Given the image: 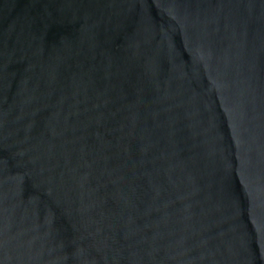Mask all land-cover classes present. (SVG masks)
<instances>
[{"label": "water", "instance_id": "obj_1", "mask_svg": "<svg viewBox=\"0 0 264 264\" xmlns=\"http://www.w3.org/2000/svg\"><path fill=\"white\" fill-rule=\"evenodd\" d=\"M0 264H264V0H0Z\"/></svg>", "mask_w": 264, "mask_h": 264}]
</instances>
